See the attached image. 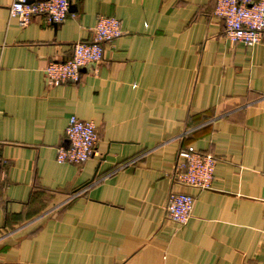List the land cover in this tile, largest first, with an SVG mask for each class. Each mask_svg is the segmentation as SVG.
<instances>
[{"label": "crops", "instance_id": "0c3cea01", "mask_svg": "<svg viewBox=\"0 0 264 264\" xmlns=\"http://www.w3.org/2000/svg\"><path fill=\"white\" fill-rule=\"evenodd\" d=\"M14 1L0 0V264H264V33L231 44L215 0H69L61 24L25 27ZM99 16L122 30L103 61L47 86ZM71 116L97 134L82 165L56 162ZM189 146L217 159L209 190L171 182ZM170 191L195 199L185 226L166 218Z\"/></svg>", "mask_w": 264, "mask_h": 264}, {"label": "built area", "instance_id": "2783aa9c", "mask_svg": "<svg viewBox=\"0 0 264 264\" xmlns=\"http://www.w3.org/2000/svg\"><path fill=\"white\" fill-rule=\"evenodd\" d=\"M70 15L69 0H15L9 7L10 18L19 26H27L34 18L47 25L61 24ZM214 15L222 20L224 37L231 44L254 47L261 43L264 33V0H215ZM122 35L119 21L114 17L99 16L93 28V40L76 42L71 56L65 61H51L45 67L44 80L49 87L76 84L80 72L103 61L105 46ZM97 134L90 121L71 116L65 129L64 144L56 148L59 164L82 165L96 155ZM216 157L203 154L193 147L180 148L175 168L171 174L173 184L209 190L214 179ZM195 199L184 193L170 191L166 205V218L179 226H185L192 217Z\"/></svg>", "mask_w": 264, "mask_h": 264}, {"label": "water", "instance_id": "95a60500", "mask_svg": "<svg viewBox=\"0 0 264 264\" xmlns=\"http://www.w3.org/2000/svg\"><path fill=\"white\" fill-rule=\"evenodd\" d=\"M28 2L31 3V2H33V1L30 0V1H28Z\"/></svg>", "mask_w": 264, "mask_h": 264}]
</instances>
